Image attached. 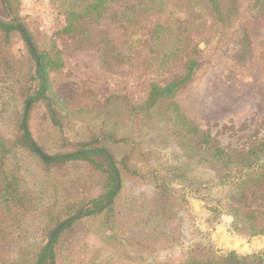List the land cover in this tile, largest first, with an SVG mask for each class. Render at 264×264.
Segmentation results:
<instances>
[{
    "label": "rangeland",
    "instance_id": "1",
    "mask_svg": "<svg viewBox=\"0 0 264 264\" xmlns=\"http://www.w3.org/2000/svg\"><path fill=\"white\" fill-rule=\"evenodd\" d=\"M227 2L220 0L222 10ZM251 3L235 0L236 12L224 32L212 24L203 0H120L111 4L102 18L83 22L82 32L74 37L58 34L65 26L64 16L48 0H22L19 14L40 47L54 46L60 52L63 67L50 74V80L54 90L68 95L71 115L65 133L71 140L96 131L108 119L125 122L127 109L145 100L150 83H163L172 74H181L182 56L160 65L161 55L178 44L176 35L184 41L182 54L195 47L192 58L199 61V67L193 77L148 118L151 156L158 163L169 164L180 160L181 152L192 151L173 137L155 134L156 126L165 122L169 103L176 104L201 131H209L225 151L244 153L264 141V15L252 10ZM155 24L167 30L150 49L149 36ZM183 28L186 31H181ZM13 36V54L25 64H33L19 31ZM48 128L39 119L36 135L44 152L52 155L55 146ZM237 160L235 157L228 165H194L197 160H192L189 175L174 170L163 175L161 181L169 190L162 192L147 180L124 175L113 235L129 257L109 260L107 250L98 249L102 235L110 233L99 220L80 219L60 237L59 264H184L226 251L241 254L218 241L222 228L227 235L247 242L264 236L250 237L232 225L237 220L241 226V214L251 210L262 213L258 223L264 226V169L250 178L245 176L264 164V154L253 158L248 170L245 162ZM225 171L230 173L226 181L221 178ZM68 172L69 191L81 189V184L75 183H81L84 170L70 166ZM244 181L247 196L239 203L236 194ZM198 182H203L204 188H198ZM93 186L88 184V196L97 193ZM64 198L62 201L66 195ZM7 223L8 215L0 205V264L11 260L22 245L12 241ZM260 250L264 247L250 253Z\"/></svg>",
    "mask_w": 264,
    "mask_h": 264
},
{
    "label": "trees",
    "instance_id": "2",
    "mask_svg": "<svg viewBox=\"0 0 264 264\" xmlns=\"http://www.w3.org/2000/svg\"><path fill=\"white\" fill-rule=\"evenodd\" d=\"M48 1L64 16L65 26L58 34L74 37L82 32L83 22L102 18L109 6L120 0ZM203 1L204 8L213 18L212 24H217L222 32L228 29V23L236 12L235 0H228L225 10H222L220 0ZM251 1L252 10L264 15V0ZM21 2L0 0V205L8 215L7 229L12 241L22 243L13 258L4 264H59L60 237L80 219L99 220L104 231L110 233L102 235L101 247L98 249L100 252L107 250L105 255H108L109 260L127 258L128 251L113 235L118 213L116 202L122 190L124 175L147 180L162 192L169 190L161 181L163 175L169 170L182 176L189 175V164L194 162L192 160H197L194 165L200 162L228 165L233 164L235 157H238L236 163L245 162L248 170L253 166L251 160L264 154V141L244 153L225 151L217 145V140L209 131H201L182 115L176 104L169 103L163 115L165 122L162 120L163 123L156 126L155 134L158 138L173 137L174 142L180 141L185 149L191 147L192 151L184 154L181 152L182 158L169 164L158 163L151 156V145L147 144L150 130L148 118L159 109V105L172 99L191 80L199 67V61L192 58L195 47L189 53L182 54L184 41L180 35L175 36L178 41V44L175 42L173 45L175 49L171 48L167 55H161L160 65L182 56L181 74H172L163 83H150L145 100L127 109L125 122L108 119L96 131L71 140L65 133L71 115L66 102L68 95L54 90L50 80V74L63 67L60 52L54 46L45 49L38 45L20 17ZM17 26L25 30L33 45L34 52L25 44L29 61L33 63L31 65L25 64L12 52L13 34L18 33ZM166 30V27L155 24L150 31L148 48L151 49L153 42ZM181 31H186V28ZM242 51L241 54H244L245 50ZM36 58L39 59L38 63ZM29 101L24 130L23 113ZM39 119L49 126L55 146L52 155L44 152L37 139L36 124ZM29 142L53 160L43 161ZM70 166L84 170L81 183H75L81 184L82 188L73 192L67 186ZM263 169L264 164H261L257 169L246 172L245 176L250 178ZM235 171L240 173V169ZM229 174L226 171L222 173V180H228ZM245 183L239 186L240 190L236 194L239 203L241 198L247 196ZM88 184L98 189L95 195L88 196L86 193ZM197 186L201 189L205 185L198 182ZM65 195L66 200L62 201ZM182 201L186 203L184 198ZM81 212H84L83 216L66 223L50 240L59 224ZM261 216L260 212L246 211L239 218L241 226L237 220L232 225L236 229H244L250 237L263 235L264 226L260 227L258 223ZM218 243L231 250L250 251L264 247V236L247 242L227 235L222 228V237ZM184 264H264V250L250 254L226 251L221 255L209 254L205 259L191 260Z\"/></svg>",
    "mask_w": 264,
    "mask_h": 264
},
{
    "label": "water",
    "instance_id": "3",
    "mask_svg": "<svg viewBox=\"0 0 264 264\" xmlns=\"http://www.w3.org/2000/svg\"><path fill=\"white\" fill-rule=\"evenodd\" d=\"M17 29H18L19 33L21 34L22 38L24 39V42H25V44L27 45V47L30 49V51L34 52L33 45H32V43H31V41H30V39H29L27 33L25 32V30H24L22 27H20V26H17ZM36 60H37V63H38L39 59L36 58ZM29 105H30V101L26 103V106H25V109H24V113H23V122H22V126H23V129H24V130H25V118H26V116H27V112H28ZM29 143H30V146L32 147V149H33L36 153H38V155L40 156V158H41L43 161L50 162V161L53 160V158H50V157H46V156H44V155L38 150V148L35 146V144H33L32 142H29ZM83 215H84V212H81V213H79V214H77V215H75V216L70 217L68 220L63 221L61 224H59V225L54 229V231L52 232V235H51V237H50V240H52V239L56 236V234L58 233V231H59V230H60V229L66 224V223H68L69 221H73V220H75V219H78V218H80V217L83 216ZM251 251H252V250H250V251H249V250H244V251H242V252H239V251H237V252H239V253H241V254H249Z\"/></svg>",
    "mask_w": 264,
    "mask_h": 264
}]
</instances>
